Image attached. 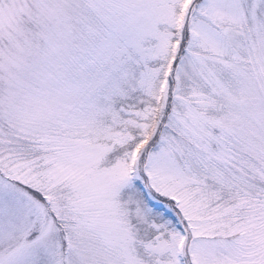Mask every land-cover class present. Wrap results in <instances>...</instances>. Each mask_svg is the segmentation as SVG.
I'll list each match as a JSON object with an SVG mask.
<instances>
[{"label":"rangeland","instance_id":"1","mask_svg":"<svg viewBox=\"0 0 264 264\" xmlns=\"http://www.w3.org/2000/svg\"><path fill=\"white\" fill-rule=\"evenodd\" d=\"M143 165L183 232H138ZM0 264H264V0H0Z\"/></svg>","mask_w":264,"mask_h":264},{"label":"trees","instance_id":"2","mask_svg":"<svg viewBox=\"0 0 264 264\" xmlns=\"http://www.w3.org/2000/svg\"><path fill=\"white\" fill-rule=\"evenodd\" d=\"M173 31L174 34L172 37L171 51L168 56V59H166L164 63L161 74L158 76V78L155 81L153 96L144 99L145 102H147L153 107V113L150 116V118L147 120L148 125L145 127L134 126L129 128V132L131 133L132 138L130 141L122 145H118L116 147L115 151L110 156V158H112V162L113 159L121 156L123 151L133 150L135 151V153L141 151L142 148L149 143V141L152 139V137L154 136L157 130L159 120L162 115V107L166 95V89L168 84L170 83V73L175 67H177V65L179 67L180 55L184 53L183 49H181L180 52L178 51L179 42H180V28L177 26L175 29H173ZM131 103L134 104L136 108H138L137 100H133ZM136 131L141 132L142 135L139 137L136 134ZM154 144L151 146V148L154 146ZM146 163L147 161H145V166ZM143 169L145 173L144 165H143ZM34 192L37 197L43 198V195L40 192L38 191H34ZM131 194L134 196L132 197L133 201L140 204L139 206H141L142 210L144 211V214H146V218H144L143 223H141V225L140 222L137 223L138 228L141 227L140 230L138 229L139 233L140 231L144 233L145 229L148 228H150V230L148 231L153 232L154 226L152 224L154 223L159 226V229L155 230L156 233L169 232L170 234H173V233H180L182 231L183 229L182 224L179 221L178 216L175 215V213L172 210L167 208L166 205H160L155 203V201L149 195L148 191L141 184V181L135 182V185L131 189ZM157 196H162V195L157 193ZM164 198L166 202L173 201L171 197H164ZM147 213L150 215V217ZM131 224L134 225L133 222H131ZM146 236L152 237L153 235H146Z\"/></svg>","mask_w":264,"mask_h":264}]
</instances>
